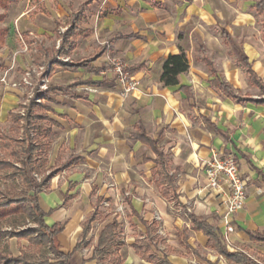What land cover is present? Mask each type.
Here are the masks:
<instances>
[{
	"label": "crops",
	"instance_id": "0c3cea01",
	"mask_svg": "<svg viewBox=\"0 0 264 264\" xmlns=\"http://www.w3.org/2000/svg\"><path fill=\"white\" fill-rule=\"evenodd\" d=\"M260 1L14 0L0 5V75L7 72L0 81V142L13 127L11 114L21 117L16 134L22 135L27 106L42 105L50 123L39 138L47 143L50 178L37 198L44 222L62 226L56 239L59 250L70 253V264H108L91 256L99 231L111 219L121 228V264H152L132 246L146 239L147 225L155 229L150 233L158 241L154 252L170 264H248L225 258L203 230L192 226L194 216L221 233L224 198L207 186L204 175L212 151L233 155L247 181L244 206L232 218L234 250L247 246L264 264V242L248 234L264 232ZM11 3L18 6L14 13H9ZM71 24L75 35L66 40ZM180 48L188 69L176 85L164 86L158 80L162 61ZM114 59L138 81L127 95L112 70ZM40 66L42 74L32 75L33 97L30 88L11 85L26 69ZM247 66L260 84L251 81ZM41 76L43 90L38 89ZM222 82L240 99L225 95ZM140 133L156 141L169 182L159 184L157 154ZM96 206L99 214L82 237V222ZM4 245L16 256L27 241L8 237L0 241Z\"/></svg>",
	"mask_w": 264,
	"mask_h": 264
},
{
	"label": "trees",
	"instance_id": "16d2710c",
	"mask_svg": "<svg viewBox=\"0 0 264 264\" xmlns=\"http://www.w3.org/2000/svg\"><path fill=\"white\" fill-rule=\"evenodd\" d=\"M14 0H0V5L5 7ZM257 13L264 15V2L260 1L256 6ZM4 17L0 15V19ZM75 25L71 24L65 32V39L75 35ZM264 28V17H263ZM4 31L0 29V42L3 39ZM188 69V58L183 49L178 53L169 54L161 64L159 82L164 86H173L178 83V75ZM250 79L255 84H260L254 73L247 66ZM220 90L227 96L240 99L234 94L233 89L226 83L219 84ZM42 105L30 103L22 117L23 133L16 134V126L20 120L17 114H11L13 123L9 134H1L0 153V241L8 237L25 239L27 245L20 250L16 256L12 255L7 245L0 247V264H70V253H63L59 250L56 239L57 233L62 229L61 225L48 226L44 222L46 212L38 203L37 194L47 187L50 174H46L45 152L47 143L41 141L39 136L48 130L50 120L42 111ZM141 128L137 125V131ZM31 132L36 135L31 136ZM138 133V132H137ZM142 140L151 146L157 154L163 175L159 184L168 182L169 177L165 172L166 162L163 153L156 147V141L140 133ZM34 174L42 175L36 180ZM101 198H97V205ZM99 211L96 208L86 216L82 222V237L89 230L90 222L97 218ZM192 218V226L201 229L208 236V244L230 261L240 263L247 260L245 255L238 251H226L225 242L218 229L204 220ZM29 224V225H28ZM35 224V225H30ZM146 239H136L133 243L135 252L143 259L152 264H170L165 255L158 256L154 252L158 241L151 237L150 233L154 227L146 226ZM121 228L115 219H111L101 228L98 234L97 244L93 248L91 258H98L100 261L109 259L108 264H121L117 254L122 245L120 240ZM252 240L264 242V232H248ZM81 242L76 245V249ZM52 253L53 257L47 256Z\"/></svg>",
	"mask_w": 264,
	"mask_h": 264
},
{
	"label": "built area",
	"instance_id": "2783aa9c",
	"mask_svg": "<svg viewBox=\"0 0 264 264\" xmlns=\"http://www.w3.org/2000/svg\"><path fill=\"white\" fill-rule=\"evenodd\" d=\"M114 71L118 82L121 84V91L123 95H127L138 85V81L131 76V73L127 70L125 64L120 59H114L112 61ZM45 70L44 66L26 69L19 81L12 82L13 87H26L30 88L29 97H33L34 93L32 89L34 87L32 83V75L36 73L42 74ZM38 71V72H36ZM5 71L0 75V81H6ZM39 90L46 88L45 78L40 77ZM35 100H38L35 98ZM204 175L207 181V186L216 191L222 193L224 198V210L221 214V236L225 242V245L234 250V247L230 241V236L234 232V224L232 218L234 214L240 210L245 203V192L247 187V181L241 173L238 162L233 155L224 154L217 151H212L211 154L204 160ZM36 180L40 179V176L34 174ZM107 205V202H103ZM122 205L118 206V210L121 212ZM156 219L160 217L155 216ZM160 232V230H159Z\"/></svg>",
	"mask_w": 264,
	"mask_h": 264
},
{
	"label": "rangeland",
	"instance_id": "374dc122",
	"mask_svg": "<svg viewBox=\"0 0 264 264\" xmlns=\"http://www.w3.org/2000/svg\"><path fill=\"white\" fill-rule=\"evenodd\" d=\"M17 3H18V0H17ZM18 6L15 4V3H11L10 5H9V13H11V12H16V8H17ZM2 10H1V8H0V12H1ZM13 46H17L18 47V43H17V41H13ZM29 225V224H28ZM30 225H35V224H30ZM236 247H238L237 249H238V251L240 250V249H243V250H246V252L247 253H244V252H242V251H240V252H242L244 255H245V257L247 258V260H244V262H247L248 264H261L260 263V259L258 258L259 256H257V254L254 252V250L253 249H250L249 247H247V246H240V245H238V246H236ZM47 256H49V257H53V254L50 252V253H48V255ZM258 259H259V261H258ZM105 262H110L109 261V259H106L105 260Z\"/></svg>",
	"mask_w": 264,
	"mask_h": 264
}]
</instances>
